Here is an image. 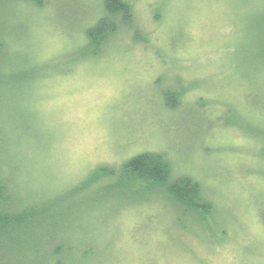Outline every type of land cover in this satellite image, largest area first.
<instances>
[{
	"label": "rangeland",
	"instance_id": "374dc122",
	"mask_svg": "<svg viewBox=\"0 0 264 264\" xmlns=\"http://www.w3.org/2000/svg\"><path fill=\"white\" fill-rule=\"evenodd\" d=\"M126 1L132 29L96 53L102 0L0 2V76L38 75L1 90L0 171L54 200L63 264H264V0ZM143 151L198 180L211 210L113 198L115 177L84 189Z\"/></svg>",
	"mask_w": 264,
	"mask_h": 264
},
{
	"label": "trees",
	"instance_id": "16d2710c",
	"mask_svg": "<svg viewBox=\"0 0 264 264\" xmlns=\"http://www.w3.org/2000/svg\"><path fill=\"white\" fill-rule=\"evenodd\" d=\"M2 1L6 0H0ZM131 7L126 0H102L100 16L85 29L87 39L85 47L96 53L120 27L132 29ZM263 32L262 29L261 34ZM258 42L256 51L263 57L264 37L260 36ZM4 46L5 40L1 38L0 56ZM11 59L15 58L11 57ZM8 62L6 61L7 64ZM20 63L16 64L11 71L13 74L8 75L6 79L0 76V93L5 88L14 89L15 83L28 82L29 77L26 73H31V70V81L36 80L38 76L34 71L36 66L25 68ZM169 105L174 104L169 102ZM172 174V164L165 154L143 151L127 158L117 167L99 165L86 178L84 189L96 184L97 180L104 176V178L115 177L119 184L115 186L113 198L121 196L141 202L159 194L190 213L202 216V213L206 214L211 210L213 204L207 199L198 180L188 174L177 176ZM35 196V194L23 196L13 180L0 171V264L68 262L64 254L70 251L71 247L64 241L61 242V234H59L61 229L55 225L56 203H53L54 200Z\"/></svg>",
	"mask_w": 264,
	"mask_h": 264
}]
</instances>
